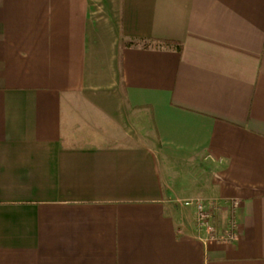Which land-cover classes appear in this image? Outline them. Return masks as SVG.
<instances>
[{
	"label": "crops",
	"instance_id": "obj_1",
	"mask_svg": "<svg viewBox=\"0 0 264 264\" xmlns=\"http://www.w3.org/2000/svg\"><path fill=\"white\" fill-rule=\"evenodd\" d=\"M197 157L233 240L172 203ZM0 264H264V0H0Z\"/></svg>",
	"mask_w": 264,
	"mask_h": 264
},
{
	"label": "rangeland",
	"instance_id": "obj_2",
	"mask_svg": "<svg viewBox=\"0 0 264 264\" xmlns=\"http://www.w3.org/2000/svg\"><path fill=\"white\" fill-rule=\"evenodd\" d=\"M91 132L99 139L102 138L109 141L113 139L115 142L127 141L132 144H136L139 134L133 119L125 120L122 124L107 125V127H103L98 122L97 126L92 128ZM146 132V140L148 141L149 139L147 137L149 138L152 135L149 126L143 135ZM170 164V173H168L166 179L173 194L172 203L176 208H185L184 202L187 200L200 199L209 202L214 201L208 199L206 195L211 185L210 173L202 157H197L195 161H171Z\"/></svg>",
	"mask_w": 264,
	"mask_h": 264
},
{
	"label": "built area",
	"instance_id": "obj_3",
	"mask_svg": "<svg viewBox=\"0 0 264 264\" xmlns=\"http://www.w3.org/2000/svg\"><path fill=\"white\" fill-rule=\"evenodd\" d=\"M240 200L236 199L231 202L232 209L240 206ZM186 207L195 208V220L199 231H204L209 239L213 241L233 240L237 237L236 222L231 220L228 229L223 235L220 233L217 218L219 210L222 208L219 202H209L206 200H187L184 202Z\"/></svg>",
	"mask_w": 264,
	"mask_h": 264
},
{
	"label": "trees",
	"instance_id": "obj_4",
	"mask_svg": "<svg viewBox=\"0 0 264 264\" xmlns=\"http://www.w3.org/2000/svg\"><path fill=\"white\" fill-rule=\"evenodd\" d=\"M152 41H148V40H139L138 42H126L124 45L125 46H138L139 44H141V46L143 48H149L150 44ZM158 45H174V43L170 42V41H156Z\"/></svg>",
	"mask_w": 264,
	"mask_h": 264
}]
</instances>
